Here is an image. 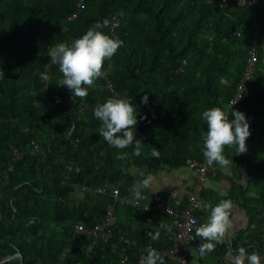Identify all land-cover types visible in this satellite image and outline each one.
I'll return each mask as SVG.
<instances>
[{"label":"trees","instance_id":"trees-1","mask_svg":"<svg viewBox=\"0 0 264 264\" xmlns=\"http://www.w3.org/2000/svg\"><path fill=\"white\" fill-rule=\"evenodd\" d=\"M78 1L0 0L2 264H22L18 253L24 264H76L88 254L75 225L98 221L87 216L91 202L73 198L77 190L113 205L116 214L133 195L131 187L143 179L141 171L147 175L165 167H188L189 159L203 160L207 123L202 113L214 107L226 113L257 29V68L234 108L246 114L251 135L243 157H235L251 171L245 154L255 147L253 142L264 146V0H257L254 17L247 5L232 0H84L80 11ZM117 18L120 24L112 29ZM93 28L123 44L105 59L104 74L88 87L87 97L73 102L70 90L56 86L62 74L49 49L70 44ZM44 72L50 77L47 85L39 78ZM110 98L127 99L134 106L138 123L132 130L144 143L140 156L132 154L134 144L115 149L98 135L101 122L94 110ZM74 121L75 128L68 130ZM34 141L40 145L37 153ZM15 148L22 151L18 160ZM153 148L158 158L151 155ZM123 153L127 159H117ZM261 156L251 174L264 186V149ZM214 165L210 174L217 173ZM99 187L107 192H95ZM117 187L115 197L111 191ZM50 195L59 198L45 206ZM174 226L175 234L177 220ZM113 233L109 242H95V247H114L119 258L128 246L125 239L137 238L136 245L127 247L128 262L146 255L140 238L126 234L118 218ZM149 242L158 252L163 247L160 241ZM255 247L258 254L264 252L262 237ZM65 248L69 250L61 258Z\"/></svg>","mask_w":264,"mask_h":264},{"label":"clouds","instance_id":"clouds-1","mask_svg":"<svg viewBox=\"0 0 264 264\" xmlns=\"http://www.w3.org/2000/svg\"><path fill=\"white\" fill-rule=\"evenodd\" d=\"M122 44L123 41L119 38L93 28L70 44L61 42L51 47L49 49L51 61L58 65L59 72L62 74V78L59 79L56 86L70 90L73 102L74 98H86L88 87L93 86L94 81L104 74L102 68L105 59L112 58ZM39 78L46 85L50 83L47 72L41 73ZM142 100L147 103V95ZM230 116L231 118L225 111L215 107L202 113L203 120L207 123L203 155L209 165L216 163L222 168H227L230 165V160L224 155L226 146L235 147L234 154H243L247 151L246 141L251 135L250 122L245 113L234 108ZM94 117L101 122L98 135L109 146L115 149H125L134 144L132 154L134 156L142 154L144 143L141 139L136 138L132 130L134 127L136 128L138 120L134 106L130 101L123 98H110L95 108ZM74 128L75 121L68 130ZM151 155L158 158L160 153L156 148H153ZM117 159H127V153L118 155ZM140 175L144 176L143 171L140 172ZM152 180L153 177L149 174L137 181L130 191L137 199H142V191L151 190ZM232 209L231 200H221L215 206L211 203L203 205V210L208 212L207 222L195 230V235L202 241L197 248L201 257L207 252L214 251L216 245L223 243L225 238L230 235ZM146 236L155 241L159 239L160 233L148 231ZM140 264H164V260L156 249L148 248L146 255L140 257ZM230 264H262V261L257 252L249 254L245 248L241 247L231 258Z\"/></svg>","mask_w":264,"mask_h":264},{"label":"crops","instance_id":"crops-1","mask_svg":"<svg viewBox=\"0 0 264 264\" xmlns=\"http://www.w3.org/2000/svg\"><path fill=\"white\" fill-rule=\"evenodd\" d=\"M251 145L255 147L250 149L248 154H245L246 159H248L247 162L251 161V171L243 163V160L235 157L240 156L242 158L243 154H234L236 148L227 146L224 155L230 161H234V164L230 163L227 168L218 165L217 173L208 175L205 182L204 204L211 203L215 206L221 200L232 201L230 235L225 238L223 243L217 244L214 251L207 252L203 257L200 256L197 249L202 241L196 237L188 247V264H230L231 258L241 247L245 248L249 254L257 251L255 246L262 237L264 221V186H262L260 179H256L251 173L255 171L256 163L262 159L261 154L264 146L255 142ZM149 174L153 177L152 187L151 190L142 191L141 204H121L116 209V217L122 224L123 231L130 236L139 237L145 250L151 244L149 241H153L146 236L148 231L160 233L159 239L155 241L162 242L163 247H169L174 235L175 219L162 210L154 208L160 194L167 193L165 195L166 203L172 202L174 196L186 201L188 192L195 180L194 171L186 166L180 168L165 167ZM58 198L50 195L43 200V203L45 206H50ZM73 198L91 202V207L87 213L90 219L99 221L103 218L107 206L93 200L85 190H77ZM200 214L203 220L207 222L208 212L202 209ZM161 223H163L162 226ZM125 241H127L128 246L138 243L137 238H126ZM81 242L88 256L76 264H95L99 261L102 262L100 264H140V259L123 263L122 257L119 256L118 258L114 255V247L108 250H100L95 247L96 243L93 241L83 242L82 239ZM260 256L262 264H264V252Z\"/></svg>","mask_w":264,"mask_h":264},{"label":"built area","instance_id":"built-area-1","mask_svg":"<svg viewBox=\"0 0 264 264\" xmlns=\"http://www.w3.org/2000/svg\"><path fill=\"white\" fill-rule=\"evenodd\" d=\"M236 5H247L250 8L249 16L254 17L255 15V5L257 0H232ZM79 11L84 7V0L78 1ZM79 11L71 15V19L75 18ZM120 24V18L115 19L112 23V29H115ZM257 27V24H255ZM238 37H242L241 32L237 33ZM259 33L258 29L254 33L252 40L250 42V47L248 50V59L242 74V77L237 85L236 92L231 98L226 110V114L230 116L231 110L240 106L241 100L243 98L244 91L247 88L248 82L251 79L253 73L256 71L257 62L259 60ZM52 62V61H51ZM110 89H113L112 84L108 85ZM32 151L37 153L40 151V145L38 142L34 141L32 143ZM22 157V151L18 148L14 149V160H18ZM187 166L194 171L195 180L192 188L188 192L186 201H183L180 197L174 196L171 203L165 202L166 192L161 193L159 200L154 205L155 209H160L164 213L169 214L177 220V230L174 234L173 244L169 247H163L159 249V253L165 258L164 264H188L189 263V245L196 239L195 230L200 225L206 223L200 211L203 209L204 205V189L205 182L208 175L215 171L214 163L209 165L207 160L189 159L187 161ZM4 177H7V171L4 173ZM88 189V188H86ZM95 192L106 193V187H99ZM93 192V193H95ZM111 194L115 197L119 195V188H114ZM124 201L127 204L134 203L140 205V199H137L134 195L126 197ZM264 217V209H263ZM117 218L115 214V209L113 205L106 208L103 218L92 225H86L85 223H78L75 225L76 232L80 234L83 238V242L93 241V242H104L107 243L113 238V228L116 224ZM163 223H161V226ZM262 239L264 241V222H263V233ZM152 248L151 245L147 246ZM69 249L65 248L62 256ZM127 247L122 248V262L125 263L129 259V254ZM55 264H59L58 262Z\"/></svg>","mask_w":264,"mask_h":264},{"label":"water","instance_id":"water-1","mask_svg":"<svg viewBox=\"0 0 264 264\" xmlns=\"http://www.w3.org/2000/svg\"><path fill=\"white\" fill-rule=\"evenodd\" d=\"M15 256H16V257H19V258L21 259V261H22V264H24L23 256H22L21 253H18V254H16ZM8 259H10V258H8ZM2 263H3V262H0V264H2Z\"/></svg>","mask_w":264,"mask_h":264}]
</instances>
